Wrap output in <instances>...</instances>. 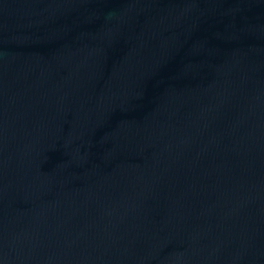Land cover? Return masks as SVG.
Listing matches in <instances>:
<instances>
[{"label":"water","instance_id":"95a60500","mask_svg":"<svg viewBox=\"0 0 264 264\" xmlns=\"http://www.w3.org/2000/svg\"><path fill=\"white\" fill-rule=\"evenodd\" d=\"M0 264H264V0H0Z\"/></svg>","mask_w":264,"mask_h":264}]
</instances>
